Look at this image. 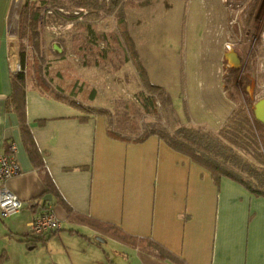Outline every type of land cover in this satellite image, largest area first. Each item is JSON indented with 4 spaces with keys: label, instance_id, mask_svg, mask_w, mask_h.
<instances>
[{
    "label": "crops",
    "instance_id": "crops-1",
    "mask_svg": "<svg viewBox=\"0 0 264 264\" xmlns=\"http://www.w3.org/2000/svg\"><path fill=\"white\" fill-rule=\"evenodd\" d=\"M19 1L0 0V150L17 145L22 172L8 187L23 202L11 217L0 215V264H264V196L228 177L215 180L156 135L115 139L102 115L31 84L21 107H10ZM48 208L61 228L30 236L31 221ZM78 216L153 246L122 240Z\"/></svg>",
    "mask_w": 264,
    "mask_h": 264
},
{
    "label": "rangeland",
    "instance_id": "rangeland-1",
    "mask_svg": "<svg viewBox=\"0 0 264 264\" xmlns=\"http://www.w3.org/2000/svg\"><path fill=\"white\" fill-rule=\"evenodd\" d=\"M23 3V0L16 3L17 33L12 43L18 64L20 48L26 47V70L34 85L37 78L42 82L37 87L45 92L55 90V84L45 73L50 65L51 77L62 72L67 82L78 81V87L83 84L84 90H97L93 102L86 99L88 93L77 95L85 104L114 110L120 102H128L130 106L139 103L135 93L146 89L139 68L132 61L120 68L114 65L125 58L124 46L128 43L118 33L120 26L115 15L95 21L97 32L110 36L109 45L102 41L96 45L102 53L99 56L79 49L83 38L78 35L82 36L84 30L75 28L73 22L41 24L44 53L48 47L53 49L58 38L63 39L67 48L65 52L62 47L65 58L57 53L39 61L31 51V38L18 37ZM122 3L126 27L142 54L149 79L163 86L173 102L175 114L162 111L156 99V116L151 120L177 125L178 120L173 118L177 116L182 123L190 121L189 125H204L216 131L233 109L240 105L250 108L264 96V0H123ZM44 14L50 12L46 10ZM229 51L241 57L240 67L235 68L227 61L225 53ZM131 56L134 58L132 53ZM2 238L5 236L0 230Z\"/></svg>",
    "mask_w": 264,
    "mask_h": 264
},
{
    "label": "trees",
    "instance_id": "trees-1",
    "mask_svg": "<svg viewBox=\"0 0 264 264\" xmlns=\"http://www.w3.org/2000/svg\"><path fill=\"white\" fill-rule=\"evenodd\" d=\"M122 1L24 0L19 20L18 37L22 38L27 35L31 38V51L39 61L46 60V57L50 55H58L52 47H48L47 51L43 52L39 31L41 24L73 22L75 28L84 30L82 36L78 35L79 38H83L84 42L79 49L90 52L92 56H99L102 53L100 50L98 51L96 45L100 41L109 45L110 36L108 37L106 32H97L94 24L96 20L113 14L120 26L118 33H121L128 42L127 46H124L127 52L125 58L114 65L120 68L121 65L132 61L139 68V73L146 85V89L138 90L135 93V98L139 103L135 102L130 106L128 102H120L114 110L103 106L96 107L91 103L81 102L77 97L80 92L88 93L86 99L93 102L97 93L95 88L84 90L83 84L78 87V81L67 82L62 72H57L54 77H51L50 65H48L45 73L49 76V81L55 84V90H48L51 92L49 94L81 108L86 113L102 115L106 121L108 134L115 139L126 142H142L151 135H156L172 148L185 153L194 162L208 169L215 180L228 177L241 183L255 195L264 196V123L255 118L253 106L248 108L245 105H240L233 109L216 131L204 125H189L190 121L182 123L177 116H173V118L176 117L178 124L172 123L173 126L163 123L160 119L151 120L156 116V99L160 101L162 111L175 114L173 102L170 93L163 86L155 84L149 79L147 70L141 61L140 52L128 30L129 28L126 27L127 20L123 8L125 5ZM61 9H65V11ZM46 10L50 14H44ZM114 36L117 37L115 34ZM56 40L66 52L67 46L63 39L58 38ZM111 46L112 42L110 48ZM114 49L116 50V48ZM105 50L108 49L105 48ZM65 52L58 56L65 58ZM27 61V49L21 47L19 51L21 69L12 74L13 94L9 97L10 103L8 102L10 107H21L29 84L45 93L41 87H37V85L41 86L42 84L40 79L36 78L37 85L30 81L26 70ZM20 126L25 141L29 142V131L24 116L21 117ZM76 218L136 245L145 241L149 242L147 239L138 240V238L129 236L113 224H102L100 221L86 216ZM29 235L32 236L30 232ZM40 237L43 238L46 235L37 238ZM152 246L153 244L149 242L147 248ZM156 247V249L163 251L157 245ZM162 251L161 253H164Z\"/></svg>",
    "mask_w": 264,
    "mask_h": 264
},
{
    "label": "built area",
    "instance_id": "built-area-1",
    "mask_svg": "<svg viewBox=\"0 0 264 264\" xmlns=\"http://www.w3.org/2000/svg\"><path fill=\"white\" fill-rule=\"evenodd\" d=\"M20 69L21 66L17 63L16 71ZM17 149L16 143L10 142L5 150H0V215L2 218L11 217L23 206L22 200L8 187V181L22 172ZM60 228V219L52 209L48 208L33 218L29 232L32 236L38 237Z\"/></svg>",
    "mask_w": 264,
    "mask_h": 264
},
{
    "label": "water",
    "instance_id": "water-1",
    "mask_svg": "<svg viewBox=\"0 0 264 264\" xmlns=\"http://www.w3.org/2000/svg\"><path fill=\"white\" fill-rule=\"evenodd\" d=\"M53 49L57 53H61L63 51L62 46L57 42L53 44ZM225 58L235 68L240 67L242 64L241 57L236 52L229 51L225 53ZM253 112H254L255 118L259 120L260 122L264 123V96L254 102Z\"/></svg>",
    "mask_w": 264,
    "mask_h": 264
},
{
    "label": "flooded vegetation",
    "instance_id": "flooded-vegetation-1",
    "mask_svg": "<svg viewBox=\"0 0 264 264\" xmlns=\"http://www.w3.org/2000/svg\"><path fill=\"white\" fill-rule=\"evenodd\" d=\"M235 2H237V1H235ZM238 2H240V1H238ZM241 4H244V2L241 1V2H240V5H241ZM251 98H252V97H251Z\"/></svg>",
    "mask_w": 264,
    "mask_h": 264
},
{
    "label": "bare ground",
    "instance_id": "bare-ground-1",
    "mask_svg": "<svg viewBox=\"0 0 264 264\" xmlns=\"http://www.w3.org/2000/svg\"><path fill=\"white\" fill-rule=\"evenodd\" d=\"M16 19H17V17H16ZM14 22H15V24H16V20H15Z\"/></svg>",
    "mask_w": 264,
    "mask_h": 264
}]
</instances>
